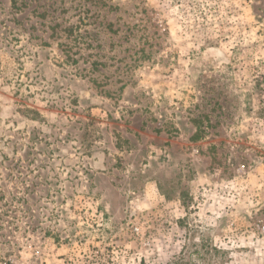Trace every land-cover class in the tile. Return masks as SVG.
<instances>
[{
    "label": "rangeland",
    "instance_id": "obj_1",
    "mask_svg": "<svg viewBox=\"0 0 264 264\" xmlns=\"http://www.w3.org/2000/svg\"><path fill=\"white\" fill-rule=\"evenodd\" d=\"M0 264H264V0H0Z\"/></svg>",
    "mask_w": 264,
    "mask_h": 264
}]
</instances>
